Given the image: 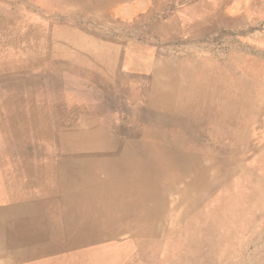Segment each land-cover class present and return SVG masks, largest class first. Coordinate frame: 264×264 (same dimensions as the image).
<instances>
[{
  "label": "rangeland",
  "instance_id": "rangeland-1",
  "mask_svg": "<svg viewBox=\"0 0 264 264\" xmlns=\"http://www.w3.org/2000/svg\"><path fill=\"white\" fill-rule=\"evenodd\" d=\"M252 2L234 1L233 6L239 9L238 14H223L218 28L197 37L186 38L173 33L178 37L164 38L162 31L170 30H159L164 18L157 11L138 18V21L129 22L127 31L122 33L121 45L104 46L106 42L98 40L93 48L91 23L83 14L91 12L87 8L88 0H0V11H9L13 16L12 22L5 25L8 28L0 29L1 32L18 37L23 35L24 26L32 25L35 31L49 38L44 50H40L44 53L40 64H31L26 71L3 70L6 73L0 74V188L6 189L9 197L14 194L13 191L19 192L18 196L25 198L26 203L39 204L36 200L39 198L37 185L23 189V186L31 185L27 180V184L23 181V177L28 179L26 172L4 173L10 169L7 155L55 162L56 156L63 150L56 143L23 135L25 121L16 114L23 112L27 120L29 116L37 117L31 109L33 101L38 103L36 106L40 107L44 115L43 122L51 127L57 115L64 120L65 125L75 129L86 122V117L93 116L104 129V134L116 136L118 144L126 136L132 142L134 138H128L129 133L169 125L172 118L171 113L157 108L152 102L153 93L149 88L152 67L162 69L167 65L175 71L180 66L213 68L219 65L216 67L217 72L221 73L224 68L229 75L245 79L243 81L249 88L245 95L253 103L246 111L221 104L213 105L214 110L222 113H226L223 107L229 108L235 122H240V126H237L239 129L227 124L221 135L219 132L213 134L217 126H205L208 124L202 125L192 118L189 124L186 122L182 127L188 137L190 134L197 136V141L208 147L203 150L212 153V158L225 161V157L234 154L233 178L209 194L201 207H197L200 202L197 201L185 211L179 204V194L171 195L170 199L178 198L177 202L173 205L169 200L167 217L161 223L165 232H159L156 237V240L162 238L163 242L155 247V239L148 240L139 247L138 253L146 264H264V0L255 1L253 9ZM167 6L162 12L169 13L170 5ZM42 26L47 29L40 28ZM100 34L110 36L111 32L100 31ZM112 34L119 38L120 32ZM6 47L13 48V45L8 43ZM20 51L19 55L25 59L36 56V51L27 52L29 56ZM107 51L119 55L106 56L104 53ZM91 53L94 63H91ZM118 63L121 64L120 71L111 74L106 72ZM6 104H11L9 109L12 111H6ZM193 114V117L198 118L197 114ZM9 115L12 118H8ZM9 124L21 134L8 137L9 134L6 135V131L1 128L7 129ZM63 135L57 133L58 138ZM67 148L65 146V150ZM110 156L118 155L114 153ZM223 173H229V169H224ZM215 176L217 174L211 171L208 174L209 179ZM192 180L195 182V178ZM182 187V184H178L176 190ZM154 204L150 202L149 206ZM178 205L180 207L173 209ZM23 206V201L18 199L0 205V243L4 237L17 234L6 229L8 217L5 215ZM24 212L29 214V209ZM168 231L174 234H170L171 237L164 242ZM25 242L28 249L35 244L28 238ZM85 259L78 258L77 262L80 260L86 264ZM9 263L8 256L1 259V264Z\"/></svg>",
  "mask_w": 264,
  "mask_h": 264
},
{
  "label": "bare ground",
  "instance_id": "bare-ground-1",
  "mask_svg": "<svg viewBox=\"0 0 264 264\" xmlns=\"http://www.w3.org/2000/svg\"><path fill=\"white\" fill-rule=\"evenodd\" d=\"M116 1L118 0H101L96 9L104 10ZM174 1L179 0H164L155 6L153 11H160L164 18L159 30L162 28L170 30L162 31L166 39L175 38L174 34L186 38L197 37L218 28L219 19L222 17L220 12L228 3L227 0L192 2L180 0L190 2L185 6L184 12L170 15L167 11L162 12ZM255 1L257 0L252 2V9ZM87 8L90 11L95 9H91V5ZM12 17L9 11H0V29L8 28L5 25L12 22ZM40 28L47 29L44 26ZM22 29L23 35L20 34L18 37L0 31V74L11 70L26 71L31 64L37 65L43 61L44 53L40 50H44L48 36L45 38L44 33H38L32 25H26ZM8 43H11L13 48H7ZM18 51L24 54L36 51V56L31 57L27 54L29 57L25 59ZM112 54L117 53L109 51L104 53L106 56ZM119 63L106 72L111 74L120 71ZM191 66H180L175 71L167 65L162 69L152 67L153 76L150 78L149 87L153 93L152 102L157 108H163L165 112L171 113L172 118L169 125L129 133L128 138H134L132 142L126 136L118 144L116 136L104 134V129L96 123L97 120L93 116L86 117V122L77 130L65 125L59 115L54 118L53 127L43 122L44 115L40 107L36 106L38 103L34 101L29 102H32L31 109L35 111L34 115H38L37 117L29 116L27 120L24 113L18 111L16 116L25 121L23 135L28 134L36 139L56 143L63 150L59 155L56 154L55 162L33 159L30 162L24 158L7 155L6 160L10 162L11 173L14 171L16 174L22 173V169L28 174V179H25L24 183L27 184L28 181L31 185H25L23 189L37 185L39 198L36 200L39 204L26 203L25 198L18 196L19 192L13 191L14 194L9 197L6 189L0 188V205L15 199L24 203L23 207L10 210L5 215L8 217L6 229L17 234L13 237H2L0 264L4 256H8L9 264H36L37 260L38 264H83L80 260L77 262L78 258H87L86 264H146L140 257L138 249L151 239H155V247H159L163 242L162 238L156 240V237L159 232H165L161 223L167 217L169 200L173 205L177 202L178 198L170 199L171 195L179 194V204L185 211L197 201H200L197 207H201L202 201L209 194L233 178L231 171L234 170V154L225 157L227 159L225 161L212 158L214 157L212 153L206 151L208 147L197 141V136L193 137L190 134L192 139L188 137L182 124L188 123L192 118L197 119L202 125L208 124L205 126H217V131L215 130L213 134L219 132L221 135L227 124L235 126L238 130L240 122H235L231 110L225 107H236L240 111L248 110L253 103L246 96L249 88L243 81L245 79L229 75L224 68L221 73L217 72L216 67L219 65L213 68ZM136 69L137 67L134 70ZM247 72H251L248 67ZM215 104L226 105L223 107L226 113L214 110ZM10 105H5L7 112L12 111L9 109ZM193 113L197 114L198 118L193 117ZM8 118H12V115ZM248 118L247 116V120ZM3 128L8 131V136L21 134L14 130L11 124L7 129ZM58 132L63 133V137L58 138ZM236 137L238 136H230ZM65 146H68L67 150ZM114 153L118 155L116 158L109 157V154ZM227 168L229 173H223ZM210 171L217 176L209 179ZM76 173L78 175H75ZM9 178L16 180L14 177ZM178 184H182L183 187L176 190ZM150 202L155 204L150 207ZM178 207L180 206L173 209ZM27 209L29 214L26 215L24 211ZM170 234L174 233L166 232L164 242L171 237ZM27 238L31 243L32 241L35 243L31 249L25 244Z\"/></svg>",
  "mask_w": 264,
  "mask_h": 264
},
{
  "label": "crops",
  "instance_id": "crops-1",
  "mask_svg": "<svg viewBox=\"0 0 264 264\" xmlns=\"http://www.w3.org/2000/svg\"><path fill=\"white\" fill-rule=\"evenodd\" d=\"M100 1L101 0H88V4L89 6L91 5V9L94 8L95 9L88 13H84L82 11L83 14L87 16L88 22L91 23V47L93 48L96 47V41L98 40L105 41L106 43L104 44V46L116 47L115 45L117 44L121 45L123 41L122 33L127 31L126 27L129 24V22L132 23L136 21L138 18L148 14L149 12L155 11L154 9L155 6L159 5L164 0H118L115 3H113L111 6L105 8L104 10L101 9L98 10L96 9V5ZM192 1H197V0H190V2ZM227 1H228L227 5L221 10L220 15L238 14L239 9L233 6V2L237 0H227ZM189 3L188 1H180V0L177 3L174 2L173 4H170L169 7L170 9L168 10V12L169 14L170 13L177 14L184 12L185 6H188ZM100 31L111 32V35L110 36H106V34L101 35ZM118 31L120 32L119 38L117 37L116 34L115 35L112 34ZM100 46L104 47L103 45ZM92 62L94 63L95 59H94V55H92L91 53V63ZM1 129L5 130L4 128ZM7 133L8 131H6L5 134L8 135ZM28 146L30 147V143L28 144ZM14 158L17 157L14 156ZM26 160L31 162V158L29 157ZM21 171L26 172V170H22V169ZM6 172L11 173V170L7 169V171H5L4 173ZM16 173L17 172L14 171L11 174H16ZM24 180L25 178L23 177V181Z\"/></svg>",
  "mask_w": 264,
  "mask_h": 264
}]
</instances>
